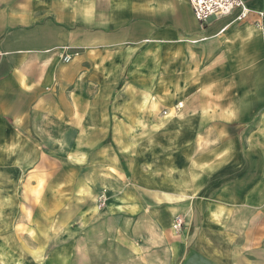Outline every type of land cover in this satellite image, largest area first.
I'll return each instance as SVG.
<instances>
[{
	"label": "crops",
	"instance_id": "1",
	"mask_svg": "<svg viewBox=\"0 0 264 264\" xmlns=\"http://www.w3.org/2000/svg\"><path fill=\"white\" fill-rule=\"evenodd\" d=\"M244 2L200 25L188 0H0V264H264Z\"/></svg>",
	"mask_w": 264,
	"mask_h": 264
},
{
	"label": "built area",
	"instance_id": "2",
	"mask_svg": "<svg viewBox=\"0 0 264 264\" xmlns=\"http://www.w3.org/2000/svg\"><path fill=\"white\" fill-rule=\"evenodd\" d=\"M195 20L200 24H205L211 18H219L229 15L235 9L238 13L235 17L237 21H243L248 18L252 12L246 5L244 0H188ZM253 23L258 26H264V10L255 12ZM1 54V52H0ZM65 59L68 57L65 56ZM178 103L175 107H180ZM167 111H163L166 114ZM174 233H179L183 228L182 216L176 215L171 226Z\"/></svg>",
	"mask_w": 264,
	"mask_h": 264
}]
</instances>
